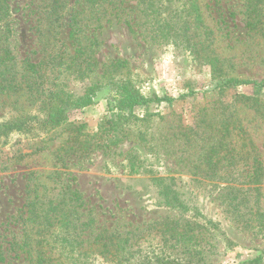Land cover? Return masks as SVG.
<instances>
[{
	"label": "rangeland",
	"instance_id": "374dc122",
	"mask_svg": "<svg viewBox=\"0 0 264 264\" xmlns=\"http://www.w3.org/2000/svg\"><path fill=\"white\" fill-rule=\"evenodd\" d=\"M128 1V7L137 4ZM43 3L7 1L8 10L0 14V72L16 65L21 75L28 61L38 62L45 53L63 49L65 41L72 44L65 27L44 31ZM198 3L212 30L205 45L222 62L219 76L263 82L264 0ZM170 6L175 9L179 3L172 0ZM164 17L172 25L179 22L173 13ZM119 18L105 19L103 29L94 32L97 41L90 67L52 77L51 82L61 84L64 101L100 87L95 105L68 109L66 123L52 130L45 123L46 110L23 103L27 96L19 97L15 106L16 96L0 98V125L20 124L0 128V264H119L92 251L96 239L94 234L89 236L90 228L95 230L96 224L89 220L94 216L97 224L118 234L133 231L129 236L135 246L123 264H163L184 257L192 264H245L264 253V102L263 114L236 104L235 113L246 134L237 140L240 154L230 159L234 153L215 128L230 112L224 110L226 105L240 95H250V87L225 92L216 88L218 73L214 75L210 59L194 56L183 42L182 35L202 32H152L143 25L131 31L126 22L132 24L135 14L125 12ZM145 21L141 16L139 22ZM119 80L145 97L155 94L164 101L138 110L139 121L128 127V137L118 145L81 160L67 159L68 170H60L53 152L65 149L67 130L84 124L85 132L97 133L107 116L109 88ZM53 135L49 142L48 136ZM38 142L49 150L33 154ZM213 145L215 153L208 152ZM247 154L251 158L243 159ZM135 159L143 165L139 175L131 171ZM256 173H260L257 182ZM153 175L175 179L183 207L162 203L160 189L151 182ZM62 176L72 180L91 215L74 213L67 221L66 209H51L44 219H49L47 228L42 229L29 220L28 213V204L37 194L36 180L52 187L48 196L57 206L61 198L57 180ZM72 222L75 229H66ZM41 230L48 234L43 236Z\"/></svg>",
	"mask_w": 264,
	"mask_h": 264
},
{
	"label": "trees",
	"instance_id": "16d2710c",
	"mask_svg": "<svg viewBox=\"0 0 264 264\" xmlns=\"http://www.w3.org/2000/svg\"><path fill=\"white\" fill-rule=\"evenodd\" d=\"M7 1L9 0H0V14L3 9L7 8L5 11L8 10V6H6ZM126 1L127 3L129 2L128 0H44L46 4L43 3L44 7H42V10L45 17L41 19L44 31L53 32L60 27H65L69 29V39L73 42L71 45H65L66 41L65 43L63 42L61 47L65 48V50L60 49L45 53L46 56L38 62L31 63L28 61L23 66L21 75L15 69L16 65L2 68L0 72V98L5 97L8 100L11 99V96H16L17 98L13 101L15 106L18 103L19 97L23 98L27 96L23 103L27 102L31 107L35 106L39 110L47 111L45 123H47L48 127L55 130L63 126L66 123L68 109L81 110L95 105L102 89L98 86L90 87L83 96L64 101L60 98L63 93L61 84L51 82L52 77L57 76L59 79L60 76L66 75L67 72L73 75L85 71L90 67L91 61H94V58L90 56L92 46L97 41L94 32L103 29L105 19L110 17L120 19V15L125 12L133 13L135 14V19H133L132 24H130L131 22H126L131 31L143 25L148 26L152 32H202L200 34H192L191 36L184 34L182 38H184L183 42L187 48L191 49V54L202 60L210 59L209 62L214 75L218 73L217 77L214 76V79L217 81L216 88L225 92L229 89L250 87V95H240L235 98L232 104L226 105L224 110L230 112L226 114L227 116L226 118L224 117L223 121L218 122L221 127L215 128L217 135H222L221 140L228 141L230 145V147L228 146V150L234 153L230 159H236L235 153L240 154L236 149L238 137L240 134L241 136L246 134L235 113L236 104H244L256 112L263 114L264 81L257 82L230 76H219L222 75L219 74L222 73V62L215 55L214 51L209 50V45H205L212 34V30L206 26L198 0H177L179 7L175 9L170 6L172 0H136L137 4L135 7L126 6ZM137 12L139 15L136 14ZM172 13L179 20V22H175L173 25L171 21H168L164 17V14L171 16ZM141 16L146 19L144 24L139 22ZM162 39L165 38L162 37ZM73 46H76V49L72 54L70 50ZM112 85L105 98L108 104L107 116L101 123L97 133L90 135L88 132H85L86 126L84 124L72 125L71 128L67 127L69 128L67 130L69 137L65 143V149L53 152L56 166L60 170H68L65 164L67 159L75 158L81 160L93 152L107 151L113 146L118 145L128 137V127L139 121L138 110L148 109L152 102L161 103L164 101V99L155 94H152L151 98L143 96L137 88L125 80H119L117 84ZM37 103H39L38 106ZM21 111L24 113L23 109ZM25 112L27 114L31 113L29 111ZM16 125L20 126V124L11 122L0 125V128L9 129ZM50 132H48V135ZM54 136H48L47 140L49 142L52 141ZM185 136L188 138V134H185ZM208 140L211 141L210 139ZM186 143L190 144L189 138ZM42 145L43 142L35 143L32 153L44 152L49 148L46 144ZM216 149L217 146L213 145L208 148V152L215 153ZM248 158H251L250 154L243 156V159L248 160ZM255 161L257 162L256 159ZM142 169L143 165L141 161L132 160L131 171L133 174L139 175ZM259 174H255V182L258 181ZM65 179L62 176L61 181L57 180L59 181L57 196L61 197L57 206L54 204L53 197L48 196V190L52 187L47 188V186L41 184L42 180H36L34 192L37 194H35V197L28 204V213L30 215L29 220L32 223H37L39 227H43L42 229L47 228L45 223H48L49 219L47 221L44 219L47 216V212L51 209H54L53 211H63L66 209L67 221H70L69 217L74 213L87 217L91 215V211H88L84 206L86 203L82 200V194L74 187L72 180L68 179L66 181ZM151 182L160 189L161 200L165 206L183 207L185 202L174 189L175 179L153 175ZM54 184L56 183L54 182ZM40 189H42V192H40ZM89 222L96 224L95 230L90 228L91 234L89 236H93L94 234L96 239V242L93 244L94 247L91 246L92 251L109 261H116L119 264H123L124 260L128 261L132 253L131 248L135 246L129 236L132 235L133 231L129 230L118 234L112 228L106 229L97 224L95 216ZM66 229H75V224L72 222L71 225H66ZM41 232L43 236L48 234L46 230H41ZM41 242H44V240ZM263 256L264 253L248 260L245 264H262ZM192 263L193 260L187 257L180 260L169 259L167 262H163V264Z\"/></svg>",
	"mask_w": 264,
	"mask_h": 264
}]
</instances>
